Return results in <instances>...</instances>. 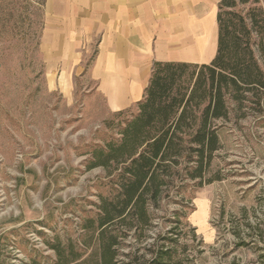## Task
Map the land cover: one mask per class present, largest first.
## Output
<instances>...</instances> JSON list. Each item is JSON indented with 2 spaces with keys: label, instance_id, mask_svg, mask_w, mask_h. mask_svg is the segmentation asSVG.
<instances>
[{
  "label": "rangeland",
  "instance_id": "rangeland-1",
  "mask_svg": "<svg viewBox=\"0 0 264 264\" xmlns=\"http://www.w3.org/2000/svg\"><path fill=\"white\" fill-rule=\"evenodd\" d=\"M45 5L0 0V264H100V207L120 198L122 165L89 167L138 105L108 111L86 74L57 85L40 51ZM228 108L202 177L186 163L171 174L145 232L111 226L120 264L162 251L168 264H264V97Z\"/></svg>",
  "mask_w": 264,
  "mask_h": 264
},
{
  "label": "trees",
  "instance_id": "trees-1",
  "mask_svg": "<svg viewBox=\"0 0 264 264\" xmlns=\"http://www.w3.org/2000/svg\"><path fill=\"white\" fill-rule=\"evenodd\" d=\"M218 51L208 65L155 63L138 114L117 143L93 154L90 169L122 165L120 198L100 207V264H120L117 221L145 232L150 207L168 177L184 163L193 179L202 177L221 148L218 122L229 117L228 100L237 105L264 97V0H222L218 12ZM114 226V225H113ZM110 235V239L106 237ZM163 251L155 264H168Z\"/></svg>",
  "mask_w": 264,
  "mask_h": 264
},
{
  "label": "crops",
  "instance_id": "crops-1",
  "mask_svg": "<svg viewBox=\"0 0 264 264\" xmlns=\"http://www.w3.org/2000/svg\"><path fill=\"white\" fill-rule=\"evenodd\" d=\"M222 0H46L40 51L60 88L86 74L110 112L144 99L155 63L208 65ZM95 50L94 60L86 58Z\"/></svg>",
  "mask_w": 264,
  "mask_h": 264
}]
</instances>
